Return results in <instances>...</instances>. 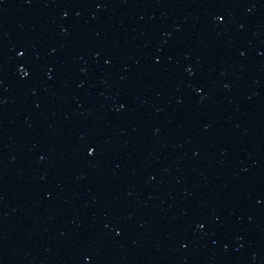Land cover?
<instances>
[{
  "label": "water",
  "instance_id": "obj_1",
  "mask_svg": "<svg viewBox=\"0 0 264 264\" xmlns=\"http://www.w3.org/2000/svg\"><path fill=\"white\" fill-rule=\"evenodd\" d=\"M145 264H264V0H183Z\"/></svg>",
  "mask_w": 264,
  "mask_h": 264
}]
</instances>
